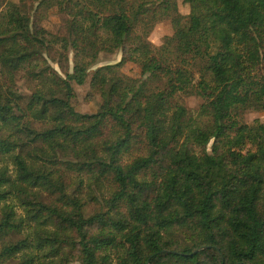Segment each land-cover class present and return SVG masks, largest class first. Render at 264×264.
I'll return each mask as SVG.
<instances>
[{
    "label": "trees",
    "instance_id": "16d2710c",
    "mask_svg": "<svg viewBox=\"0 0 264 264\" xmlns=\"http://www.w3.org/2000/svg\"><path fill=\"white\" fill-rule=\"evenodd\" d=\"M180 1L195 6L173 57L137 29ZM120 2L127 13L15 0L0 14V264H264V123L234 115L264 110V0ZM87 86L92 114L74 103Z\"/></svg>",
    "mask_w": 264,
    "mask_h": 264
},
{
    "label": "rangeland",
    "instance_id": "374dc122",
    "mask_svg": "<svg viewBox=\"0 0 264 264\" xmlns=\"http://www.w3.org/2000/svg\"><path fill=\"white\" fill-rule=\"evenodd\" d=\"M8 1H15V0H0V14L5 12L7 7L6 4ZM88 5L91 7L92 10L102 14V15H109L114 12H120V13H127L129 11V7L120 2V0H106L104 4H99L95 0H87ZM194 2L191 3H183L182 1L179 2L178 5V11L168 20H165L161 23H159L154 29H143L139 27L137 29V32L141 35H143L145 38L150 40L153 44L157 46H161L163 44L167 45V49L170 55L173 57H177L181 54V45L183 41L186 38V35L188 33V29L190 26V15L194 9ZM54 21H57L56 18H54ZM120 61V57H109V56H103L102 62L98 65V67L110 65V64H116ZM72 63V62H71ZM57 71H59V74L65 77L66 73V67L61 70L58 65H54ZM72 69V66H71ZM125 72L132 77L135 80H139L142 78V71L139 70V68L135 65H130L128 68L125 69ZM38 80V79H37ZM36 79L33 81V83L38 88H43V85L40 84L39 81ZM22 89L26 91V93H29V89L32 88L34 85L22 83ZM84 90H79L77 94V101L74 102L77 106L76 109L82 113H95L101 106L102 101L101 99L97 100L96 102H90V101H84V96L86 92L88 91V86L84 87ZM24 107L25 116L33 118V112L35 111V105L30 106L29 103V95L26 94L22 97V99L19 100ZM182 103L186 106L189 110L197 111L199 110L200 106L202 105L203 101L199 97H185L181 99ZM79 102V103H77ZM235 117L243 124H259L264 123V110H262L258 106H241L238 107L234 112ZM72 160V158L70 159ZM6 162L9 160L6 158ZM2 162H0V167L4 166ZM10 168V173L14 174V166L12 164H7ZM89 207L94 206V202L88 201ZM22 217H24L23 212L20 210L18 212ZM14 239L18 238L19 240L25 238V236H15ZM22 254H18L16 258H13L12 260L8 261L5 264H19L22 260L21 257Z\"/></svg>",
    "mask_w": 264,
    "mask_h": 264
}]
</instances>
